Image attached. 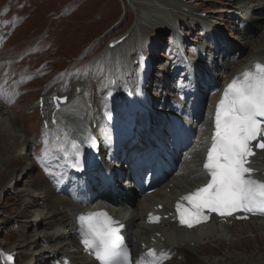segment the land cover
Segmentation results:
<instances>
[{"label":"rangeland","instance_id":"obj_1","mask_svg":"<svg viewBox=\"0 0 264 264\" xmlns=\"http://www.w3.org/2000/svg\"><path fill=\"white\" fill-rule=\"evenodd\" d=\"M227 3L234 4L231 12L223 11ZM194 4L203 18L212 14L209 10L215 13L220 10L212 18L218 24L226 20L234 22L238 18L237 0H197ZM174 7L179 10V6ZM150 9L146 0H0V29L3 30L0 37V80L3 81L4 103L14 116L16 126L32 141L31 156L37 164L36 170L28 177L29 183L44 182L46 178L41 170L42 163L56 161L49 132L43 128L38 97L48 93L49 98V92L55 85H61L64 92L74 95L75 85L84 83L86 87L93 88L96 100L100 99L109 85L114 66L111 65L113 53L109 44L129 33L138 23L140 27L125 40V47L129 49L127 52L131 51L135 60L141 49L158 55L155 69L158 71L162 67V70L153 75L157 77L154 89L162 88L163 83L164 86H175L172 62L177 60V56L174 44L171 46V32L152 28L153 15L149 16L151 20L143 21V15H149ZM177 15L188 34L189 49L195 53L199 43L208 41L207 29H200L199 20L184 16L181 11ZM174 17L177 20L176 15ZM228 32L231 33L230 30ZM9 33L11 35L4 44V37ZM128 65H133L132 60ZM128 65H124L123 73L117 67L116 75L119 78L126 74L128 78L134 75L135 65ZM0 126L3 128V125ZM5 131L0 127L1 238L8 244H23L24 252H37L43 245L39 242L40 231L33 226L35 215L20 198L21 193L24 192V198L25 190H29L25 185L27 181L12 173L23 166L19 156L23 152L13 148V143L18 141ZM46 147L47 153L44 152ZM60 165L58 163L57 167ZM10 182L17 188H12ZM254 225L248 228L240 224L233 228L239 238L238 248L243 252L251 253L257 248L264 251V224L260 227H257V223ZM212 239L215 241L217 237ZM210 244L218 249V253H223L222 249L227 246L223 243L219 249L218 244ZM32 258L28 259V264H39L37 258ZM181 263H187L186 256Z\"/></svg>","mask_w":264,"mask_h":264},{"label":"bare ground","instance_id":"obj_2","mask_svg":"<svg viewBox=\"0 0 264 264\" xmlns=\"http://www.w3.org/2000/svg\"><path fill=\"white\" fill-rule=\"evenodd\" d=\"M146 1L152 10H149V15L147 13L143 15L145 16L144 19L142 16H139V18L143 19V21H147L151 20L149 16L153 15L155 19H152L154 22V27L152 28L173 31L175 34H178L179 30L176 25L184 29V23L182 20L178 19L177 15V12L181 11L184 16L199 20V22H201V27L207 29L206 34L208 35V41L199 43V46L197 47V49L200 50L197 51L198 53H203L206 49V56L193 57L190 60H192L191 65L193 68L205 67V72L209 77L221 75L218 71V65L216 64V60L218 61L219 56L215 52L214 46L211 43L212 37H222L221 44H226L227 49H231L234 52L233 56L225 55L222 58L221 64L225 66L223 70L221 69L223 82L228 78L238 76V73L251 67L253 64L259 62L264 63V0H237L238 5L236 8L241 17L239 25H243V28L240 27V30L238 29V31H240L239 38H228L230 35L227 34V28L222 29L218 26V23L212 21V18L216 17L220 10H217L216 13L215 11L210 12L211 10H209L208 12L212 14H209L206 18L200 16L199 11L193 6L195 5L193 2H196L197 0ZM227 4L228 5L225 6L223 11L231 12L234 4ZM174 5L179 6V10H177ZM175 15L177 20L174 19ZM137 27H140L139 23L131 29L129 32L130 35L125 40L136 31ZM227 27L230 28L232 26L227 24ZM246 28L248 29L246 30ZM132 31L134 32L132 33ZM179 38L180 36H178L177 39ZM125 40L111 49L113 53L111 55V65L119 64L122 69H124V65L129 64L130 60L134 61L132 52H127L129 49L125 47ZM177 42H179L182 49L187 48L186 40L179 39ZM122 45L123 47H121ZM234 59L237 60L238 63H234L235 65L232 68H228ZM110 73L111 75H115L116 68L112 69ZM205 82V79L204 82H201L200 80L197 85L202 88ZM78 86H81V91L71 95L73 97L70 96L72 100H68V105L57 112L58 123L56 126L52 124L49 125V131L54 135L58 132L66 137L71 135L70 141L75 137L83 136L85 133V127L92 124L97 119L95 106L96 99L92 91L93 88H90L91 86L86 87L84 83ZM61 88V85H57V90H61ZM196 103H198V100L194 97L192 99L190 98L187 103V109L184 112L186 118L192 120L194 124L195 115L190 114L188 110L196 109ZM44 108L46 109L45 113L50 119L53 107L49 106L47 100H45ZM199 119H201V117ZM0 125H3V128L0 126L3 131L6 130L5 132H8L18 141L17 143H13V148L16 151L23 152L22 155H19L23 166L20 167L18 172L13 171L12 173H14L13 175L17 174L20 177L26 178L27 183H25V185L28 186L29 190H25L24 198L22 197L24 192L21 193L20 198L22 199L23 204L26 207H30L32 214L35 215L33 226L40 231L39 242L43 245L41 250H36L37 252H32L30 250L24 252L22 249L23 244H8L7 242H3L0 233V264H28V259H31L32 257L34 259L37 258L39 264H55L56 259L59 260L64 256L71 258V264H95L92 261H89V258L86 257L77 246L72 218V212L77 209V207L73 200L67 198V196H70V193L75 192L79 186H82L80 190L86 188L90 189L91 185L88 181L89 179L86 180V178H93L94 175L77 177L63 161L58 150L55 148L56 162L61 165L57 167L54 164H50L51 171L53 172L52 179L58 192L64 194L54 192L51 188L53 185L52 183H49L46 176L44 182L29 183L28 177L36 170L37 164L32 157L33 155L31 156L30 153L33 148L32 141L29 140L28 135L25 132L21 131V129L16 126L15 118L10 113L8 106L5 105L1 91ZM201 126L204 130L200 132L197 139L203 138L208 132L205 121L202 122ZM193 127H195V125ZM191 133H195L193 129ZM70 141H64L66 146H69ZM105 152L108 155V150H105ZM181 158H183V161L180 164V173L171 176L156 193L147 197L149 206L151 205V207H154L153 203L150 204L151 202H157L154 203L156 205L159 203L164 204L168 200L176 198L183 191L197 187L207 180L203 175V169L201 168L203 159L201 158L200 153L192 151L190 148L189 150H186L185 156H182ZM140 159L145 160L146 154ZM174 159L176 158L174 157ZM58 160H61L62 163ZM262 163H264V152L260 153L258 160L254 158L251 168L255 170L256 167ZM254 174L258 175L257 172H254ZM42 177L44 180L43 175ZM10 185L14 189L17 188L14 186L13 182H10ZM40 185L41 188H39ZM143 209L144 208L136 207L132 213L120 215V218H122L129 227L128 235L131 241H134L136 244L150 240V238L144 236L149 234L150 231L141 225V222L144 219ZM254 223H257V227L263 226L264 224L260 222H251L247 224L242 223L241 225L242 227L248 226L249 228L255 227ZM136 224L137 227L140 228V231H138L139 228H137L136 231L133 230V226ZM167 226L172 227L171 224H167ZM234 227L221 226L214 223L206 229H203L201 232L195 231L188 234L176 229L171 230L160 228L158 232L163 233L161 239L166 237L165 243L169 245L168 248L172 255L167 264H264V251L257 248L256 251L254 250L251 253H246L238 248L237 240L239 238L237 237V233L233 231ZM212 237H217V239L214 241ZM35 240L37 241V239ZM254 241L255 243H258L256 240ZM211 242L218 244L219 249L222 248L223 243L227 246L222 249L223 253H218V249L213 247V245L210 244ZM9 255L12 256V260L8 259ZM184 256H186L187 263H181Z\"/></svg>","mask_w":264,"mask_h":264},{"label":"snow or ice","instance_id":"obj_3","mask_svg":"<svg viewBox=\"0 0 264 264\" xmlns=\"http://www.w3.org/2000/svg\"><path fill=\"white\" fill-rule=\"evenodd\" d=\"M214 125L203 165L211 178L181 197L189 207L179 201L176 204L180 223L188 227L208 219L205 209L220 215H232L237 210L264 213V181L254 178L255 170L248 166L249 158L255 155L252 142L258 141L255 148L264 150V65L257 63L226 86L215 110ZM47 151L46 147L44 152ZM158 219L149 217L150 222ZM78 222L85 251L94 252L101 264H133L120 234L124 225L117 226L107 212L81 214ZM166 255L148 249L135 264H158L157 256ZM8 259L12 260V256Z\"/></svg>","mask_w":264,"mask_h":264}]
</instances>
